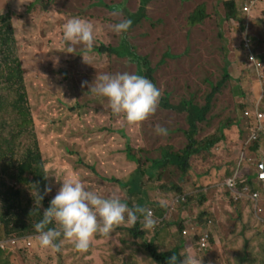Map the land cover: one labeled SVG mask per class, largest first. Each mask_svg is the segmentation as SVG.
<instances>
[{
	"label": "rangeland",
	"instance_id": "obj_1",
	"mask_svg": "<svg viewBox=\"0 0 264 264\" xmlns=\"http://www.w3.org/2000/svg\"><path fill=\"white\" fill-rule=\"evenodd\" d=\"M67 1L69 3H63V0H52L51 5L55 11L45 14H40L43 8L41 2L39 14L30 13L24 16L22 13L21 18H12L13 48L15 56L21 60L20 67L23 69V71L21 69V75L24 79L23 89H20L21 85L15 77L14 89L19 93L24 91L27 95L31 118L34 122V137L25 132L27 126L19 128L15 126L17 115L12 112L0 118V146L6 149L13 148L16 160L29 150L35 152L40 150L43 158L41 164L45 167L50 196L58 189V186L60 187L61 179L76 175L87 188L104 195H119L127 200L129 206L140 205L152 211L156 219L153 229H144L142 220L131 225L126 221L115 225L111 232L114 242L96 247L90 254L82 256L78 263L73 264H128L130 257L122 255L121 248L125 247L124 251H128L134 257L132 253L137 247H128L130 242L139 245L138 257L142 258L140 264H155L147 258L143 248L144 243L152 242L159 251L170 250L173 246L172 239H169L170 231L172 230L173 233L177 231L181 218L188 219V215L178 206L181 203L182 194L173 196L174 192L169 188L176 185L188 191L192 187L191 183H197L196 178L198 177L199 180L202 172L205 176L212 178V181L208 179L200 186H203L212 203L214 202L215 211L220 217L218 219L223 222L218 232L223 236L234 227L232 220L239 214L232 209H229L230 211L227 209L224 200L220 197L225 190L217 188L215 184L221 185L222 181L229 176L231 169L235 167L236 160L244 158L243 153L247 152L246 157L252 160L247 162L248 167L257 170L261 162L264 164V135L261 134L258 142L247 144L250 132L247 121L242 118L243 110L255 102H258L260 107L262 105L264 109V66L260 71L259 81L252 68L246 69L244 64H241V67L237 64L238 60L244 61L243 55H249L250 49L254 56L262 54L264 58V39L261 36L264 31L260 29L261 24L256 19L259 17L264 23V12L259 13L260 16L254 13L249 17L243 16L246 24L243 23L244 27L239 28L238 22L234 19H225V0H152L147 4L145 11L147 18L140 20V25L134 29L135 36L131 35V47L140 57L151 60L153 55L158 52L163 53L168 48L171 49L172 54L178 53L181 56L182 53L176 67L166 73L170 75L174 72L175 76L181 78L180 80L172 84L159 80L158 75L162 74L163 78L165 72L162 73L161 68L157 67L159 71L156 78L161 89L159 101H163L165 94H170L167 101L178 105L181 100H187L189 96L187 93H191L190 88L193 87L194 90L199 88L201 82L206 95L209 92L208 82L215 84L219 80L218 76L221 75L222 65H226L230 77L228 82H225V86L233 90H230L229 95L225 92L222 98L230 105L231 111L226 112L224 109L222 114L223 108L217 106V110L220 111L219 117H221L218 124L215 120L208 123L209 113H207L203 122L195 124L197 130L195 139L199 145H203L208 140L219 137L214 128L219 126L220 122H229L231 126L226 128L229 131L224 137L211 145L206 153L201 150L200 154L191 156L188 161L189 169L183 178L177 168H167V166L157 170L148 168L151 165L149 159L160 158L164 148L173 150L182 146L178 141L174 145L172 142L181 137V133L175 134V132L187 129L186 113L179 112L177 118L181 119L177 120L168 111L169 109L163 110L161 107L138 126L126 122L121 116H111L107 101L104 99L97 101L96 95L88 92V86L94 80L96 73H103L107 67L106 55L98 56L92 50L85 52L83 46H75L72 54L65 52L67 51L66 43L62 38L58 14L61 11L77 17L83 15L82 13L78 15L75 0ZM240 1L235 0L236 3ZM109 3L123 6L115 14L108 13L104 20L90 21L95 28L94 42L99 44L102 42L99 39L100 36L96 35L100 32L105 33L107 42L114 43L119 37L113 32H105L106 25L129 18V15L136 13L141 6L140 0H101L102 7H106ZM200 4L203 5L205 17L200 23L186 28L187 17ZM163 13H166V18L161 17ZM239 16L242 18V15L239 14ZM156 22L158 26L154 29ZM183 27L186 33L182 31ZM248 36L251 39L250 42H248ZM242 41L245 43L243 50ZM98 43L95 47L99 46ZM222 49L225 51L221 55ZM184 57L188 60H184ZM153 60L156 62L155 59ZM201 63L213 70L209 76L203 75L206 77L204 79L201 78ZM156 65L157 63L152 64V66ZM168 65L170 68V64ZM241 75L246 76L242 81L239 78ZM82 82L87 83L82 84ZM235 88L241 94L237 95ZM258 89L260 93L257 95ZM10 91L13 97H17L13 90L10 89ZM205 95L202 97L204 98ZM190 100L194 104L199 102L197 103L199 105L202 102L199 96L195 98V101L194 97ZM154 125H161L168 129L167 135L156 134ZM124 126L131 140L133 153L136 154L137 163L127 158L126 140L124 134L120 133ZM34 140L37 145L33 144ZM253 144H257V148L252 152L246 146ZM228 154L231 156L227 157ZM226 158H229L228 161ZM258 160L260 162L253 163ZM85 161L91 164V171L81 166L85 164ZM75 163L79 165L77 168L74 167ZM1 172L0 179L10 183L8 174L15 171ZM249 173L252 172L249 171ZM262 174L263 171L259 167V170L252 175V179H257ZM138 176L140 181L137 187L133 184L132 192L127 184L130 180L135 181ZM23 177L29 180L32 178L28 173H25ZM119 183L124 187L119 186ZM25 186L20 184L19 187ZM103 186L105 189L102 188ZM26 187L31 188L30 185ZM261 194L264 195V192ZM260 198L259 201L263 204L264 201ZM252 217L256 216L252 214ZM133 228L136 230L132 231ZM210 230L213 235L214 230ZM237 232L240 235L244 234L243 229ZM251 236L254 243L249 244V247L264 256V241L260 239L264 236L263 229L259 225L253 226ZM173 238H176V235H173ZM213 238L214 245L218 244L215 235ZM114 244H118L117 247H114ZM173 244H177L174 239ZM214 250L217 254V263H220L222 261V257L218 254H221L220 248L215 249L214 246ZM20 258L21 264H64L62 261L65 255L61 249L53 251L38 245L26 248L20 254ZM207 261L213 264L210 255Z\"/></svg>",
	"mask_w": 264,
	"mask_h": 264
},
{
	"label": "trees",
	"instance_id": "obj_2",
	"mask_svg": "<svg viewBox=\"0 0 264 264\" xmlns=\"http://www.w3.org/2000/svg\"><path fill=\"white\" fill-rule=\"evenodd\" d=\"M71 1V0H70ZM77 2L78 8V15H83L80 18H83L88 21H98L101 19H105L108 13L115 14L119 12L123 5L121 4H111L109 3L106 7L101 6V0H75ZM152 0H140L141 6L136 11V13L130 14L129 18L132 21L131 27L128 30L127 34L124 36H119L118 39L113 42H107L108 38L105 36V33H99L96 36H100L101 44L98 42H94L92 51L93 53H97L98 56L107 57V67L104 72L106 73H116V72H136L138 74L146 76L149 80H151L157 87L158 79L156 78V74L161 68L162 73H164L163 78L161 77L162 74L158 75L159 80L165 82L167 81L169 84L172 82H176L180 80V77L175 76L176 74L173 72L170 75L166 74L171 69L176 67L177 60L181 59V56L178 53L172 54L171 49L164 51L163 53H156L151 57V60L147 59V57H140L138 56L132 49V45L130 41L132 40V36H135V27L140 25V20L142 18H147L145 16V11L147 8V4ZM42 2V13H49L55 11L53 6L51 5L52 0H34L29 7L35 5L36 7L40 6ZM63 3H69L67 0H63ZM93 6H95L93 8ZM225 19H234L236 22L239 23L241 27L246 20H243V17L240 18L236 4L233 0H225ZM58 14V13H57ZM166 13L161 15L162 18H166ZM14 11L9 10L7 13L0 15V118L14 112L17 115V121L15 126L19 128L20 126H27V130L25 131L32 137H34V122L31 118L30 113V106L27 99L26 93L23 91L19 93L17 90L14 89V82L13 79L16 77L21 85L20 89H23L24 79L21 75L20 67V60L17 56H15V51L13 48L14 38H13V29L11 27V21L14 16H16ZM59 25L62 28V25L66 22V20L74 15H68L67 13L59 12ZM205 17L203 5L200 4L196 7L187 17L186 19V28H191L195 24L200 23L202 19ZM114 24V23H113ZM261 28L264 31V23H260ZM111 25H106L104 27L105 32L112 33ZM158 26L157 22L154 24V29ZM244 27V26H242ZM182 31L186 33L185 28H182ZM264 39V33L261 34ZM98 39V41H99ZM182 39V38H181ZM99 46L95 47L96 44ZM75 46H83L82 44H75L73 45V51L75 50ZM77 47V49L79 48ZM65 48L67 49V44H65ZM224 49L221 51L224 53ZM72 54V53H71ZM257 59H263L262 54H256ZM255 55V56H256ZM244 61L238 60V65L241 67V64L245 65V68H248V64L246 63V57L243 55ZM232 58H234L232 56ZM156 62H154V60ZM184 60H188L187 57L183 58ZM236 59V58H234ZM157 63L156 66H152V64ZM170 64V68L168 67ZM247 64V65H246ZM159 67V68H157ZM23 71V69H22ZM213 73V70L210 67H206L201 63V78L203 75L209 76ZM220 76H218V81L215 84L209 85V92L205 95V91L203 90L202 82L199 88H190L191 93L189 94L187 100H181L178 104H170L167 101V97L170 94H165V98L163 101H159L157 109H169L168 111L171 112L177 120L181 118H177V114L186 113V123L187 129L181 130V132H175V134H180L181 137L174 140L172 144L174 145L176 141H178L182 146L179 149L174 148L173 150L170 148H164L161 153L160 158L156 159H149L151 161V165L149 166V170H157L159 168L163 169L167 166V168H177L182 174L183 178L187 174V170L189 169L188 161L190 160L191 156L200 154L202 152L206 153L207 150L211 145L218 142L220 139L224 137L223 131L225 128L231 126V123H219V126L214 128L216 133L219 134V137L213 138L208 140L203 145H199L195 139L197 134L195 124L197 122H203L205 120V116L209 113V117L207 118L208 123L211 121H219L221 117H219L220 111L217 110V106H221L222 114L224 113V109L226 112H230L229 110L230 105L225 103V99L222 98L223 94L227 92L230 94V90L232 91L233 88L226 87L225 82H228L229 75L227 73L226 65L221 67L220 69ZM165 76V77H164ZM211 77V76H210ZM245 75H241L239 78L240 80L245 79ZM206 78L205 76L203 79ZM11 90H13L17 97H13L11 94ZM237 95L241 94L237 92V88L234 89ZM203 95L204 98L202 97ZM14 96H16L14 94ZM202 101L199 105L197 103L194 104L190 99L194 97ZM106 98L96 95V100H100ZM161 105V106H160ZM262 106V105H261ZM220 108V109H221ZM216 109V111H213ZM180 112V113H179ZM109 114L111 116L114 115L110 110ZM121 117H123L121 115ZM144 121L132 123L135 126H138ZM218 124V123H217ZM213 129V127H211ZM18 133V132H16ZM20 133V132H19ZM121 134H124V138L126 140V153L127 158L129 160H134L136 163L138 160L136 159V154L133 152V148L130 145V138L127 135L126 127L124 126L120 130ZM34 145H37L35 140L33 142ZM249 147L250 150L253 152L257 148V144L246 146ZM40 151V150H39ZM39 151H31L29 150L24 156L20 159H14V150L13 148H3L0 146V168L1 171L6 173H11L10 171H15V173L8 174L10 181H16L17 187L10 186L4 180L0 179V190H1V206L2 209L0 210V229L3 234L4 238H12V239H20V237L27 236L29 234L35 233L32 225L40 218V215L43 213L44 209L49 206V199L46 197L44 193V188L46 186V178H45V171L44 167L41 164L42 157ZM246 152V151H245ZM247 156V152L245 153ZM203 159V158H201ZM25 173H28L32 178L31 180L25 179L23 176ZM233 173V168L229 176ZM256 172L249 173V171L244 174L240 175L237 181V187L240 188L242 186H247L250 192L260 191L262 192L263 189V180L262 179H252V175ZM141 174V173H140ZM257 176V174H256ZM255 176V177H256ZM226 177V175H225ZM140 181L139 176L136 180H130L127 186L130 187V191L133 190V184L137 187L138 182ZM20 184L23 185H30L31 188H27L26 186L20 188ZM121 184V183H120ZM192 184L191 189L188 191L183 190L181 186L173 185L169 188L170 191L174 192L173 196L181 195V203L178 206L182 208V212H185L188 215V220L192 224H200L201 227L206 230L207 223H211V227L207 228L209 237L207 239L210 246L205 247L200 251V255L202 259L206 260L209 259V255L212 258L213 264H264V256L260 252L253 251L252 247H249V244L254 243V239L251 236L253 226L259 225L258 221L252 217L254 203L249 199H240V200H232L231 196L228 192L224 191V193L220 196L222 200H224L227 209H232V211H236L239 216H237L233 221L234 227L227 232L224 233L223 236L218 232V228L220 224H223L219 219V215L216 213L214 208V202L210 200L209 196L203 189L201 182L198 180L197 183ZM198 184V186L196 185ZM124 187V185L122 186ZM33 189L37 191L39 195L42 196L40 202H35V194ZM31 190V191H29ZM207 190V189H206ZM133 192V191H132ZM170 195V192H168ZM33 194V195H32ZM39 203V205L37 204ZM260 208L264 210V202L263 204L260 203ZM177 208V206H176ZM230 211V210H229ZM218 216V217H217ZM178 225V224H176ZM206 225V226H205ZM53 225H49L51 227ZM263 231L264 227L259 225ZM177 228V226H176ZM183 229V219H181L180 225L177 228V231L173 233L171 230V235L169 239H172V248L170 250L159 251L157 246L152 242H145L144 243V250L146 251L147 258L155 263V264H167L168 257L171 255H176L178 260L182 259L185 253L194 254L198 257L199 253L196 252V244L198 240L201 238V231L199 233L192 232L190 236L183 235L181 230ZM210 229H213V235H215V239L218 243L220 248L219 256L222 257V261L217 263V254L214 250V238ZM243 229L244 234H238V230ZM114 230L112 228L111 232ZM136 229L133 228L132 231ZM104 235V234H94L90 241V246L86 251H78L74 248L72 241L67 239H62L60 244V249L62 253L65 255V259L62 261L64 264H73L78 263L82 256L86 254H90V252L94 251L96 247H101L106 245L109 242L113 241V235L111 234ZM173 235H176V238H173ZM143 236V235H142ZM0 234V239H4ZM174 241H177V244H173ZM262 241H264V236L260 237ZM119 244V243H118ZM118 244H114V247H117ZM128 247L133 248L137 247V249L132 253L134 257L128 251H124L125 247L121 248L122 255H129L130 259L128 264H140L142 258L138 257L139 254V245L130 242ZM5 253L0 252V260L3 258ZM60 255V252L58 256Z\"/></svg>",
	"mask_w": 264,
	"mask_h": 264
},
{
	"label": "clouds",
	"instance_id": "obj_3",
	"mask_svg": "<svg viewBox=\"0 0 264 264\" xmlns=\"http://www.w3.org/2000/svg\"><path fill=\"white\" fill-rule=\"evenodd\" d=\"M233 1L235 2V0ZM235 4L237 12L242 15V17H249V15L253 13L260 16L259 13L262 14L264 12V10H262L264 0H241L238 3L235 2ZM30 9V11L25 10L24 16L30 13L39 14L40 12L39 7L35 5ZM256 19H258V23H261V18L257 17ZM131 24L132 21L128 18L120 19L111 25V31L118 36H124L130 29ZM244 24H246V22ZM62 38L67 44V51L65 52L72 53V46L77 43L82 44L85 52H88L92 49L95 39L94 25L92 22L83 18L77 16L70 17L62 25ZM249 40L251 41L248 36V42H250ZM241 45L243 50L245 43L242 41ZM244 56L246 57L247 66L252 68L260 81V71L264 66V58L261 60L257 59L256 56L252 54V49H250L249 55L244 54ZM83 83L87 82H82V84ZM88 87L89 93L106 98L110 111L114 115H122L124 120L128 123L144 121L149 115L153 114L157 109L161 97V89L146 76L136 72L124 71L114 74L106 72L96 73L94 80ZM259 93L260 89H258L257 95ZM257 99H259V97ZM242 118L247 121L250 132L247 137V144L258 142L261 134L264 135L263 107H260L258 102L251 104L249 108L243 110ZM154 132L158 135H167L168 129L161 125H154ZM242 155L244 158L236 160V165L233 168L231 176L226 177L221 185L216 183L215 186L227 191L232 200L249 199L254 203V208L262 212L263 209L259 207V193L250 192L247 190V186L237 187L240 170L242 169L247 173V168H244V166L248 167L247 162L252 161L251 158H247L244 153ZM256 162L260 161H253V163ZM261 163L259 167L264 173V164ZM77 166L79 165L75 163L74 167L77 168ZM81 166L87 170H92L90 167L91 164L87 161ZM1 175L2 172L0 171V176ZM99 175L101 174L99 173ZM258 179L264 180V177H258ZM228 180L234 182V187L232 189L227 186ZM60 181V187L55 192H52L51 196L48 195L50 189L48 181H46L44 193L50 200L49 206L44 209L40 218L32 225L35 233L22 238L20 237V239H12L4 238L0 229V234L4 238L0 239V243L4 245L0 246V252L12 253L17 258L26 248L38 245L53 251H59L62 239L72 241L74 248L83 252L89 248L91 238L94 234L100 233L108 235L115 225H119L122 222L126 221L131 225L135 224L138 220H142L144 229H153L156 225V219L153 217L152 211L140 205L133 204L129 206L127 200L122 199L119 195H104L96 190L87 188L80 177L76 175L66 176ZM7 184L16 186L17 182L11 181ZM119 186H121L120 183ZM33 192L35 194V202H40L42 196L39 195L35 189H33ZM253 193L257 194L256 199L250 197ZM37 205H39V203ZM181 219H183V229L181 230L183 235L190 236L192 232L199 233V231H201V234L203 232L208 234L207 228L211 227V223L208 222L207 226L205 225L206 230H204L200 224H192L188 219ZM218 220L217 218V221ZM49 225L53 226L49 227ZM184 231L185 233H183ZM199 240L196 244V252L199 253L198 257L194 254L185 253L182 259L178 260L176 255H171L168 257L167 264H209L207 259H202L200 252L197 251ZM208 246H210L209 243L207 247Z\"/></svg>",
	"mask_w": 264,
	"mask_h": 264
},
{
	"label": "crops",
	"instance_id": "obj_4",
	"mask_svg": "<svg viewBox=\"0 0 264 264\" xmlns=\"http://www.w3.org/2000/svg\"><path fill=\"white\" fill-rule=\"evenodd\" d=\"M32 2H33L32 0H0V15L5 14L9 10H11V11H14L16 14H18V15H16V17L21 18L22 17V13L24 15V12H23L24 10H28V11L31 10L30 9L31 7H29V6H30V4ZM216 122L218 123L219 121H216ZM212 127H213V125H212ZM225 130H226V128L224 129V131ZM224 131H223V133L225 135L229 131V129L226 130L225 132ZM230 156H231V154L227 155V157H230ZM228 159L229 158H226L227 161H228ZM244 168H247L246 169L247 172H248V169H249L250 172H257V170H259V167H258L257 170L254 169V168L246 167V166H244ZM244 173H246V172L241 169L240 172H239V175H243ZM196 179H197V182H198V177ZM208 179H210L212 181V178H210L208 176H205L203 174V172H202V175L199 178V181L201 182V184L205 183V181H207ZM262 182H263V184H262L263 185L262 192H264V180ZM13 187H17V186H13ZM58 188H59V186H58ZM102 188L105 189V186H103ZM247 190H249V189L247 188ZM255 192H258V191H255ZM258 193H259V198H260V195H261L260 199H262L264 201V195H262L261 192H258ZM262 196H263V198H262ZM259 203H260V201H259ZM253 213L256 216L258 224L264 227V210L262 212H260L257 208H253ZM214 246H215V249L219 248L218 244L213 245L211 247L213 248ZM21 262L22 261H21L20 256L16 258V256H14V254L5 252L3 258L0 261V264H21Z\"/></svg>",
	"mask_w": 264,
	"mask_h": 264
},
{
	"label": "built area",
	"instance_id": "obj_5",
	"mask_svg": "<svg viewBox=\"0 0 264 264\" xmlns=\"http://www.w3.org/2000/svg\"><path fill=\"white\" fill-rule=\"evenodd\" d=\"M227 186L230 189H232L234 187V182H232L231 180H228L227 181ZM250 197L252 199H256L257 198V194L256 193H253V194H251ZM183 233H185V231ZM207 239H208V234L206 232H203L202 233V236H201V238L199 240V243H198L197 251L200 252L202 249H204L205 247H207V245H208ZM0 246H4V245L0 243Z\"/></svg>",
	"mask_w": 264,
	"mask_h": 264
},
{
	"label": "water",
	"instance_id": "obj_6",
	"mask_svg": "<svg viewBox=\"0 0 264 264\" xmlns=\"http://www.w3.org/2000/svg\"><path fill=\"white\" fill-rule=\"evenodd\" d=\"M260 177H264V173L262 175H260Z\"/></svg>",
	"mask_w": 264,
	"mask_h": 264
}]
</instances>
